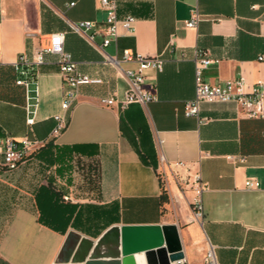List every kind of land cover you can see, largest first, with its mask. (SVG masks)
Here are the masks:
<instances>
[{
	"label": "crops",
	"instance_id": "obj_1",
	"mask_svg": "<svg viewBox=\"0 0 264 264\" xmlns=\"http://www.w3.org/2000/svg\"><path fill=\"white\" fill-rule=\"evenodd\" d=\"M115 2L119 19L134 18L132 32L118 23L117 38L103 46L100 0H0V140L42 142L0 175V258L69 264L83 236L96 240L114 225L175 224L190 264H202L210 244L219 264H264V117L249 116L235 102H204L197 116L184 113L195 94L198 51L211 61L203 70L209 84L242 76L248 91L264 82V0ZM194 9L202 19L190 28ZM83 21L93 26L70 28ZM54 33L64 34L81 73L101 79L81 85L66 112L56 55L27 67L35 78L26 85L17 82L19 58L31 59ZM123 49L160 55L164 63L161 71H146L145 87L155 100L120 110L100 99H121L128 87L123 70L137 68L104 63V54L120 56ZM58 114H66L67 125L51 137ZM197 175L201 218L192 209ZM247 179L260 186L246 189ZM48 184L65 206L49 211L46 225L38 192Z\"/></svg>",
	"mask_w": 264,
	"mask_h": 264
},
{
	"label": "built area",
	"instance_id": "obj_2",
	"mask_svg": "<svg viewBox=\"0 0 264 264\" xmlns=\"http://www.w3.org/2000/svg\"><path fill=\"white\" fill-rule=\"evenodd\" d=\"M101 7L106 11L107 27L105 29V37L103 38V46L109 45L112 40L117 38V24L122 23L123 27L128 32H132V24L134 18L130 15L122 19L117 17V6L115 0H100ZM202 19V14L197 9L191 11L189 20L186 21L187 27H196ZM93 26L90 21L78 23H70V28L75 32L89 30ZM45 54H54L57 56V64L63 82V97L61 108L64 112L68 111L78 100L80 95V86L84 84H98L101 79L91 78L87 74L81 73L78 69L77 62L72 55L66 51L64 47V34L54 33L51 35L48 44L45 47L38 48L31 59L21 56L17 63V68L20 69L21 78L18 79V84L26 85L28 83L26 67L32 65H40L44 62ZM206 54L198 51L194 58L195 61V94L191 100L184 103V113L187 116H197L200 110V105L204 102H235L249 116L264 117V82H259L253 85L250 90H244L245 81L242 76L235 80L227 81L223 84L212 85L206 82L203 78V70L211 63ZM185 54L181 53V58ZM259 59L264 60V57ZM134 62L137 65L136 69L123 70V74L127 79L128 87L124 91L123 97L117 99L116 95L107 96L100 99V103L105 106L117 105L120 110H124L131 103H141L146 105L152 100H155L154 92L145 87L146 71L149 69L161 71L163 69V58L158 56H147L130 49H123L121 55L111 56L104 54V63L109 64L117 69L122 70L121 64ZM55 125L51 131V137L58 136L66 127V114H58L54 117ZM33 119H28V123H32ZM42 145V142L37 139L23 137L14 139L6 137L0 140V175L6 172L14 171L19 163L26 158L31 151ZM177 166H184L182 163ZM198 187L196 196L192 202V209L195 218H201L203 214V206L201 202V192L203 190L200 177L196 176ZM260 186L259 182L253 179L245 181L246 189H257ZM169 264H190L184 256L181 259L171 261ZM202 264H219L214 247H210L203 259Z\"/></svg>",
	"mask_w": 264,
	"mask_h": 264
},
{
	"label": "water",
	"instance_id": "obj_3",
	"mask_svg": "<svg viewBox=\"0 0 264 264\" xmlns=\"http://www.w3.org/2000/svg\"><path fill=\"white\" fill-rule=\"evenodd\" d=\"M71 238V237H70ZM68 238L67 244H70ZM143 253L147 264H169L184 257L175 224L114 225L96 240L81 237L67 260L70 264H136Z\"/></svg>",
	"mask_w": 264,
	"mask_h": 264
},
{
	"label": "trees",
	"instance_id": "obj_4",
	"mask_svg": "<svg viewBox=\"0 0 264 264\" xmlns=\"http://www.w3.org/2000/svg\"><path fill=\"white\" fill-rule=\"evenodd\" d=\"M27 80L35 78L34 70L27 69ZM40 197V219L46 225H49L47 221L49 217V211L57 210L59 213L65 206L64 200L62 199V195L59 190L56 189L53 185L48 184L47 186H42L38 192ZM61 206V207H60ZM55 214V213H54ZM55 227V226H54ZM0 264H9L8 262L4 261L0 258Z\"/></svg>",
	"mask_w": 264,
	"mask_h": 264
},
{
	"label": "bare ground",
	"instance_id": "obj_5",
	"mask_svg": "<svg viewBox=\"0 0 264 264\" xmlns=\"http://www.w3.org/2000/svg\"><path fill=\"white\" fill-rule=\"evenodd\" d=\"M134 258H135L136 264H147L143 253L135 254Z\"/></svg>",
	"mask_w": 264,
	"mask_h": 264
},
{
	"label": "rangeland",
	"instance_id": "obj_6",
	"mask_svg": "<svg viewBox=\"0 0 264 264\" xmlns=\"http://www.w3.org/2000/svg\"><path fill=\"white\" fill-rule=\"evenodd\" d=\"M34 152V151H33ZM31 154V153H30ZM27 158V157H26ZM26 158H24L20 163H19V165H18V167L20 166V164L22 163V162H24L25 160H26ZM17 167V168H18ZM70 264V263H69Z\"/></svg>",
	"mask_w": 264,
	"mask_h": 264
}]
</instances>
